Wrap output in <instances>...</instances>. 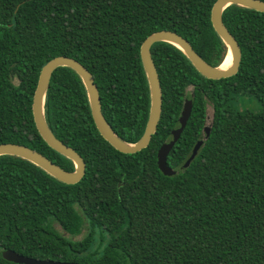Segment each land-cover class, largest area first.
<instances>
[{
  "label": "trees",
  "instance_id": "1",
  "mask_svg": "<svg viewBox=\"0 0 264 264\" xmlns=\"http://www.w3.org/2000/svg\"><path fill=\"white\" fill-rule=\"evenodd\" d=\"M213 1L0 0V143L24 145L72 170L38 135L30 110L38 71L57 55L87 69L107 124L123 140H137L148 111L140 42L168 29L219 64L226 52L210 24ZM221 19L240 49L229 77L204 78L171 44L150 46L160 114L148 144L134 153L117 151L98 134L79 77L64 66L52 71L44 119L79 154L84 174L65 184L24 159L0 155V251L81 264H264V13L229 5ZM246 96L259 103L258 112L230 107ZM183 97L191 109L166 155L175 171L166 176L155 153L178 126ZM206 103L208 135L183 168L203 137ZM83 222L79 239L53 227L75 236ZM0 264L16 263L0 257Z\"/></svg>",
  "mask_w": 264,
  "mask_h": 264
},
{
  "label": "water",
  "instance_id": "2",
  "mask_svg": "<svg viewBox=\"0 0 264 264\" xmlns=\"http://www.w3.org/2000/svg\"><path fill=\"white\" fill-rule=\"evenodd\" d=\"M229 5H236L254 11L264 13L263 0H214L209 12V20L214 33L222 42L225 47V52L230 54L229 65L221 69L219 64L211 65L204 61L190 46L188 41L168 29H161L151 32L139 44V60L142 70L145 75L147 89H148V111L143 131L140 137L133 141L128 142L119 137L107 124L100 111L99 96L96 86L92 80L90 73L78 61L71 57L57 55L48 59L39 69L34 90L32 92L30 110L34 127L44 141V143L55 152L67 158L72 163V170H65L58 165L51 162L39 152L28 148L21 144L10 142L0 143V155H12L24 159L33 165L40 168L52 178L65 183L73 184L79 181L84 174V162L77 152L70 146L64 144L57 139L49 127L47 126L44 114L43 103L45 91L48 86L49 77L52 71L59 66L68 67L80 79L85 90L86 100L90 112L92 122L98 134L104 139L111 147L122 153H134L144 148L154 133L156 124L160 114V87L155 70V66L150 56V46L155 42H166L177 48L184 57L188 60L193 69L201 76L207 79H220L233 75L236 73L240 60V49L227 28L224 26L221 13L224 8ZM225 56V55H224ZM191 109V101L183 97V102L177 116L178 126L170 130V139L159 145L156 150V166L161 174L169 176L175 171L166 164V155L174 142L179 137L185 122L189 116ZM210 122L204 123L202 127L203 137L196 140L193 144L188 157L182 164L185 168L188 166L190 160L195 156L198 148L202 144L204 138L208 135ZM0 257L6 261L16 264H81L71 261H57L51 259H37L29 256L19 254L11 249H3L0 251Z\"/></svg>",
  "mask_w": 264,
  "mask_h": 264
},
{
  "label": "rangeland",
  "instance_id": "3",
  "mask_svg": "<svg viewBox=\"0 0 264 264\" xmlns=\"http://www.w3.org/2000/svg\"><path fill=\"white\" fill-rule=\"evenodd\" d=\"M12 81L14 83L16 82L15 79H13ZM189 89H190V87H186V91H188ZM230 107L232 109H234V110H237V111L258 112L260 110L259 103L254 98L249 97V96H246V97H235L234 99H232V101L230 103ZM211 112H212V108H211L210 103H206V106H205L206 122H208L210 120ZM53 227L59 233H61L62 235H64L65 237H68L70 239H79V238L82 237V235L86 231L85 222L82 223V226H81V229H80V233L78 235H75V236H71V235L67 234L66 232H64L57 223H53Z\"/></svg>",
  "mask_w": 264,
  "mask_h": 264
},
{
  "label": "bare ground",
  "instance_id": "4",
  "mask_svg": "<svg viewBox=\"0 0 264 264\" xmlns=\"http://www.w3.org/2000/svg\"><path fill=\"white\" fill-rule=\"evenodd\" d=\"M229 63H230V54L228 51H226L223 60L219 64V68L224 69L229 65Z\"/></svg>",
  "mask_w": 264,
  "mask_h": 264
},
{
  "label": "flooded vegetation",
  "instance_id": "5",
  "mask_svg": "<svg viewBox=\"0 0 264 264\" xmlns=\"http://www.w3.org/2000/svg\"><path fill=\"white\" fill-rule=\"evenodd\" d=\"M211 118V117H210ZM205 121H206V117H205Z\"/></svg>",
  "mask_w": 264,
  "mask_h": 264
}]
</instances>
